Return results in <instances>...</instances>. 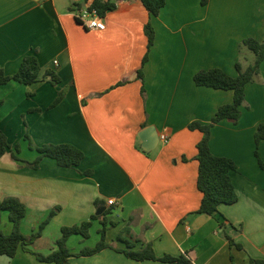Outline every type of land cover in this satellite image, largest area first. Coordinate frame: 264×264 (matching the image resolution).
I'll list each match as a JSON object with an SVG mask.
<instances>
[{
  "label": "crops",
  "instance_id": "obj_1",
  "mask_svg": "<svg viewBox=\"0 0 264 264\" xmlns=\"http://www.w3.org/2000/svg\"><path fill=\"white\" fill-rule=\"evenodd\" d=\"M93 1L0 0V67L14 74L29 55L41 67L36 83L0 86V128L8 139L30 135L36 148L67 143L85 153L74 168L49 157L38 169L8 153L0 157V200L15 196L25 203L21 226L33 220L31 235L61 207L29 249L48 255L57 249L62 227L98 216L91 230L99 233L107 222L110 247L81 256L93 245L74 235L68 241L73 264H169L129 258L121 252L126 240L133 250L151 244L158 257L185 255L194 264L264 260V166L255 155V133L264 122V61L246 86L239 121L223 120L211 130L212 153L237 164L231 178L238 200L221 204L214 215L199 213L196 156L204 134L190 129L194 122L209 124L220 106L233 102V91L198 86L194 75L220 68L235 77L237 62L244 69L255 62L242 41H264V0H167L157 16L141 0L119 1L103 17V31L77 21ZM149 22L155 32L150 49ZM48 70L60 84L44 79ZM63 89L67 95L52 107ZM150 127L168 141L145 151L139 135ZM259 153L264 163V141ZM38 156L33 151L22 160ZM222 224L243 249L230 246ZM10 264L54 263L20 248Z\"/></svg>",
  "mask_w": 264,
  "mask_h": 264
},
{
  "label": "trees",
  "instance_id": "obj_2",
  "mask_svg": "<svg viewBox=\"0 0 264 264\" xmlns=\"http://www.w3.org/2000/svg\"><path fill=\"white\" fill-rule=\"evenodd\" d=\"M86 1V0H85ZM128 0H94L90 6L91 11H95L99 16L104 17L108 11L116 8L117 2ZM145 8L153 15L157 16L165 7L167 0H141ZM209 0H202V5H206ZM79 22V20L77 19ZM146 34L148 36V48L154 44L155 32L151 22L146 25ZM242 44L246 46L256 55L254 63L250 64L245 69L240 62L236 63L238 75L233 77L228 75L220 68H212L209 70H200L194 75V81L198 86L213 88L216 90H231L234 92L233 102L222 105L218 108L215 115L209 124H202L194 122L190 125L191 130H200L204 136L197 144L196 159L199 162V171L197 179V187L203 194L199 213L214 215L219 212L221 204H234L238 200V196L233 184L231 173L237 169V164L234 160L216 156L212 153L210 148L211 130L214 125L223 121L230 120L237 123L241 118V106L245 101L246 86L253 82L255 76L261 70V64L264 61V41L261 42L255 38H245ZM148 60L146 56L144 63ZM41 67L39 59L35 55L26 56L18 71L14 74H8L4 68L0 67V86L6 85L11 81L19 82L23 85H30L41 80ZM139 77L143 78L142 68L138 72ZM44 79L49 81L52 85L61 83L60 76L52 70H48L44 74ZM64 91L59 93V96L52 104V107L58 105L64 97ZM28 136V135H27ZM29 137V136H28ZM264 141V122L260 123L255 133L256 150L255 155L259 159L260 165L263 167L264 163L260 159L259 145ZM17 152H20L19 145L15 146ZM12 150L8 142V138L4 131L0 128V157L4 156ZM39 156L33 161H24L20 159L14 152L12 158L15 161H21L26 166L38 169L41 161L45 157L54 159L57 164L65 168H74L81 164L85 158V153L73 144H47L37 147ZM61 207H55L48 215V217L39 225L32 235L26 236L21 231V223L27 215V207L23 201L18 197L8 196L0 200V223L2 221L3 213H8L9 221L12 224V232L5 235L0 232V256H7L14 258L21 248L26 252H31L35 257L45 263L54 264H73L70 258L73 256L68 241L74 235H81L85 239L91 236V228L93 220L98 219V216H92L88 221L73 226H64L61 228V237L57 240V249L48 255L41 253H34L29 246L40 238L45 228L51 223L52 219L60 211ZM108 212H104L103 215ZM113 226L115 224L111 223ZM224 235L229 241L231 247L243 249L242 245L235 242L233 237L228 233L224 224H222ZM108 223L102 222V228L99 230L101 235L100 241L94 247H86L80 251L81 256H91L103 249L110 247L107 243ZM125 232H130L129 227H125ZM127 248L121 252L126 256L135 260H158L167 262L169 264H194L187 256H171L164 255L158 257L151 244L145 245L142 250H133L134 245L130 241L125 242ZM253 264H264V260L252 259Z\"/></svg>",
  "mask_w": 264,
  "mask_h": 264
},
{
  "label": "rangeland",
  "instance_id": "obj_3",
  "mask_svg": "<svg viewBox=\"0 0 264 264\" xmlns=\"http://www.w3.org/2000/svg\"><path fill=\"white\" fill-rule=\"evenodd\" d=\"M244 48L249 51V49L247 47H244ZM250 52H251L252 56H255V54L252 51H250ZM62 91H64L63 92L64 93L63 99H64L65 96L67 95L68 91L65 89H63ZM8 142L12 147V150L10 152H8V154H10L9 158H11L12 160H14L12 158V152H14L20 159H29V157L33 151H37V153H39L37 148H36V145L34 144L30 135L28 137L26 135H18L17 134V135H15V137H10V139H8ZM16 145H19L20 152L16 151V149H15ZM45 145H47V144H45ZM28 146H30V147H28ZM159 147H161V145ZM5 213H7V212H5ZM7 214H5V216L2 218V221L0 223V232H2L5 235H9L12 231V228L10 227L11 226L10 221L8 219V216H6ZM31 221H33V220H30V221H28V223H25L21 226V231L26 236L31 235V231H32V227H33L30 224ZM99 238H101L99 236V233L97 232V230L95 228H93L91 230V236L87 241L89 242V245L96 246V244L100 241ZM71 247L73 249H76L77 243H75V242L71 243ZM32 252L36 253L37 251L35 250ZM10 262H11V258H9L7 256H0V264H10Z\"/></svg>",
  "mask_w": 264,
  "mask_h": 264
},
{
  "label": "built area",
  "instance_id": "obj_4",
  "mask_svg": "<svg viewBox=\"0 0 264 264\" xmlns=\"http://www.w3.org/2000/svg\"><path fill=\"white\" fill-rule=\"evenodd\" d=\"M77 19L88 30L103 31L107 27L103 17L99 16L95 11H91L90 7L80 9ZM160 141L167 142L168 136L162 134L160 136ZM113 203L114 199L109 201V204L112 205Z\"/></svg>",
  "mask_w": 264,
  "mask_h": 264
},
{
  "label": "water",
  "instance_id": "obj_5",
  "mask_svg": "<svg viewBox=\"0 0 264 264\" xmlns=\"http://www.w3.org/2000/svg\"><path fill=\"white\" fill-rule=\"evenodd\" d=\"M140 139L143 141V149L145 151H151L154 150L158 145H159V140L160 137L159 135L155 132V130L150 127L146 130H144L140 135ZM97 214H101L99 211Z\"/></svg>",
  "mask_w": 264,
  "mask_h": 264
}]
</instances>
